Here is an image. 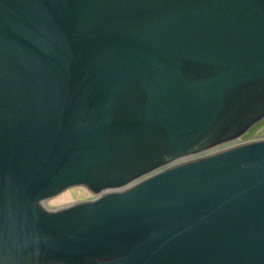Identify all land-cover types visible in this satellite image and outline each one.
Returning <instances> with one entry per match:
<instances>
[{
    "label": "water",
    "instance_id": "1",
    "mask_svg": "<svg viewBox=\"0 0 264 264\" xmlns=\"http://www.w3.org/2000/svg\"><path fill=\"white\" fill-rule=\"evenodd\" d=\"M263 118L264 0H0V264H264Z\"/></svg>",
    "mask_w": 264,
    "mask_h": 264
},
{
    "label": "rangeland",
    "instance_id": "2",
    "mask_svg": "<svg viewBox=\"0 0 264 264\" xmlns=\"http://www.w3.org/2000/svg\"><path fill=\"white\" fill-rule=\"evenodd\" d=\"M261 138H264V118L252 126L246 133L237 138L234 142H245ZM93 198L94 194L89 192L87 189L83 187H76L67 189L57 196L47 199L45 204L48 207H58Z\"/></svg>",
    "mask_w": 264,
    "mask_h": 264
},
{
    "label": "bare ground",
    "instance_id": "3",
    "mask_svg": "<svg viewBox=\"0 0 264 264\" xmlns=\"http://www.w3.org/2000/svg\"><path fill=\"white\" fill-rule=\"evenodd\" d=\"M238 143H240V141H239ZM238 143L229 142V143H226V144H223V145H219V146H217V147H214V148H212V149H209V150H207V151H204V152L198 154L197 156H202V155H205V154H209V153L215 152V151H217V150H220V149H222V148L228 147V146H230V145H232V144H238ZM77 187H81V186H77ZM73 188H76V187H73ZM83 188H84V187H83ZM89 200H90V199H89Z\"/></svg>",
    "mask_w": 264,
    "mask_h": 264
},
{
    "label": "trees",
    "instance_id": "4",
    "mask_svg": "<svg viewBox=\"0 0 264 264\" xmlns=\"http://www.w3.org/2000/svg\"><path fill=\"white\" fill-rule=\"evenodd\" d=\"M247 136V135H246Z\"/></svg>",
    "mask_w": 264,
    "mask_h": 264
}]
</instances>
